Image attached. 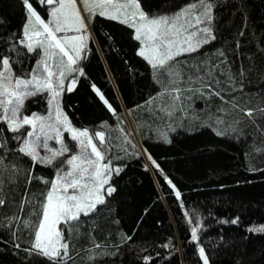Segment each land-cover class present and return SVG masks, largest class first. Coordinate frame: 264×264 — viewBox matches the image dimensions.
Listing matches in <instances>:
<instances>
[{
    "label": "trees",
    "instance_id": "obj_1",
    "mask_svg": "<svg viewBox=\"0 0 264 264\" xmlns=\"http://www.w3.org/2000/svg\"><path fill=\"white\" fill-rule=\"evenodd\" d=\"M30 2L48 20L47 6ZM190 2L139 0L152 15L171 14ZM209 2L215 39L196 53L177 57L175 85L167 70L154 74L137 55L141 45L133 39L134 29L99 15L89 23L92 35L79 61L84 75H71L76 83L71 92H62L60 107L73 128L102 131L110 139L109 182L115 191L94 215L82 217L85 223L74 235L66 234L72 257L66 264H203L201 247L209 264H264V232L249 231L264 225V0ZM25 23L21 0H0V57H9L13 73L22 77L39 59L17 43ZM200 78L220 95L210 94ZM177 87L179 93L166 91ZM32 100L33 107L41 103L38 94ZM242 109H252L253 116ZM18 134L0 123V198L6 201L0 207V264H49L23 251L30 235L21 222L35 219L30 214L50 187L42 180L55 179L56 168L33 167L17 151L22 141L13 137ZM29 171L42 179L29 184ZM29 199L32 203L21 211V202ZM237 217L239 222L232 224ZM192 227H197V241H192ZM93 240L102 247L94 248Z\"/></svg>",
    "mask_w": 264,
    "mask_h": 264
},
{
    "label": "snow or ice",
    "instance_id": "obj_2",
    "mask_svg": "<svg viewBox=\"0 0 264 264\" xmlns=\"http://www.w3.org/2000/svg\"><path fill=\"white\" fill-rule=\"evenodd\" d=\"M79 2L83 6L82 10L78 7V0H39V3L46 5L48 9L49 19L45 21L34 9L30 0H21L26 10V23L23 37L17 43L26 48L27 53H35L39 59L31 72L26 77H22L13 73L9 57H0V121L5 122L8 130L13 133H21L26 125L30 126L31 130L26 131V135L13 137L22 141L17 151L29 157L33 167L42 164L56 168L55 179L42 180L50 187L40 194L41 199L36 203L35 211L30 214L35 219H25L21 222L30 235L29 247L23 251L30 256L45 258L49 264H66L67 260L72 259L66 234L74 235L80 225L85 223L82 217L94 215L99 210V206L106 203V196H111L115 191L109 182L113 174L111 158L108 156L110 139L106 138L102 131H94L90 134L89 130L73 128L58 103V97L62 92H71L76 83L75 77L67 86L65 81L76 72L81 76L84 75L78 62L84 58L88 24L99 15L134 29L133 39L141 45L137 55L148 62L154 74H158L161 69L167 70L175 77L171 81L173 85L178 83L180 75L174 68V65L179 63L177 57L196 53L215 39L211 27L214 19L213 5L209 0H194L176 12L158 15L146 13L139 0H79ZM82 12L87 15H82ZM69 33L74 34L69 35ZM240 35H244L243 31ZM237 47H239L238 42ZM15 48L14 44L13 50ZM219 55L224 56V53L220 52ZM211 75L212 70H209L208 76ZM189 79L191 82V78ZM200 80L202 87L209 89L210 94L220 95L218 92H211L210 82H206L204 78ZM216 83L219 81L217 80ZM92 88L109 111L115 114V110L96 86L92 85ZM166 91L171 95L172 92L179 93L181 89L177 87ZM42 92L47 93L49 97L48 115L33 113L31 117L24 115L21 118L20 112L24 100ZM173 99L177 100L179 96ZM241 111L248 117L253 116L252 109ZM260 111L264 113V108ZM168 114L171 115V112ZM120 131L123 132V129ZM63 132L70 134L78 148V151L70 155L67 160L60 159L71 151L62 138ZM217 134L221 133L217 132ZM164 139L167 142L166 135ZM50 140H55L60 147L50 148L48 144ZM125 142L131 144L127 136ZM41 147L50 155L41 156L37 151ZM124 151L126 152L127 149ZM149 160H151L150 156ZM152 163L155 165V161ZM14 171L19 172L20 169L14 168ZM114 171L119 174L121 169L116 168ZM26 175L29 184L34 179H42L35 176L33 171H29ZM168 183L171 185V181ZM2 189L3 180L0 178V193ZM175 194L179 200L180 192L176 191ZM5 203L6 201L0 198V207ZM31 203V199L23 200L21 211L26 204ZM13 219L20 220L19 217ZM238 222L239 217L231 221L232 224ZM189 223L193 221L190 219ZM249 231L264 232V225L249 228ZM191 233L192 241H197V227H192ZM13 236L19 239L15 232ZM131 239L130 236L126 237V242ZM14 246L17 249L21 247L20 243H15ZM93 246L102 247L94 240ZM86 251L92 253L93 249L89 248ZM199 256L203 264H209L202 247L199 249ZM88 259L92 260L94 257L89 255Z\"/></svg>",
    "mask_w": 264,
    "mask_h": 264
},
{
    "label": "rangeland",
    "instance_id": "obj_3",
    "mask_svg": "<svg viewBox=\"0 0 264 264\" xmlns=\"http://www.w3.org/2000/svg\"><path fill=\"white\" fill-rule=\"evenodd\" d=\"M78 7H80L81 8V10H82V4L79 2V0H78ZM82 15H86V13H83L82 12ZM49 19V18H48ZM45 21H47V20H45ZM86 23H87V20H86ZM74 33H69V35H73ZM91 32H90V30H89V24H88V36H87V38H89V36L91 37ZM87 38H86V41H87ZM85 41V42H86ZM39 57V56H38ZM78 64H79V62H78ZM36 65V64H35ZM35 65H34V67H35ZM75 74H77V72L76 73H73V75H75ZM72 75V76H73ZM72 76H70L69 77V79L71 80L73 77ZM71 82V81H70ZM69 81H68V84L70 83ZM65 83H66V81H65ZM38 95H39V97H40V105L39 106H35V107H33V105L31 106V105H29V103H35V101L34 100H32V96H30V97H27L25 100H24V102H23V107L21 108V112H20V117L22 118L24 115H27V116H29V117H31V115L33 114V113H35V114H37V115H41V116H47L48 115V112H49V108H50V106H49V103H48V94L47 93H38ZM58 103H59V106H60V97H58ZM61 108V107H60ZM42 109V110H41ZM65 115V114H64ZM0 123H4L5 125H6V127H7V124L5 123V122H3V121H0ZM76 129V128H75ZM31 130V127L30 126H28V125H26L25 126V128L22 130L23 131V133L21 132L20 134H18V135H16V136H20V135H26V131H30ZM77 130H79V129H77ZM64 133V132H63ZM63 133H62V135H63ZM65 133H67L69 136H70V134L68 133V132H65ZM66 138H68V136L65 134L64 136H63V139H64V142L67 144L68 142L65 140ZM48 144H49V147L50 148H52V149H58L59 147H60V145L59 144H57L56 142H55V140H50L49 142H48ZM69 148L71 149V151L70 152H68V153H66L63 157H60V159H62V160H67L69 157H70V155H72L73 153H75L76 151H78V148H77V146H76V141H73L72 139H71V136H70V139H69ZM37 151L39 152V154L41 155V156H46V155H50V153L49 152H47L45 149H43L42 147L41 148H38L37 149ZM57 166H58V162H57Z\"/></svg>",
    "mask_w": 264,
    "mask_h": 264
}]
</instances>
